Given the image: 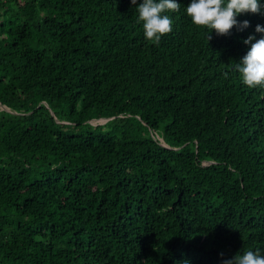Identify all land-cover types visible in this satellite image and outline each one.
Returning <instances> with one entry per match:
<instances>
[{
    "label": "trees",
    "instance_id": "16d2710c",
    "mask_svg": "<svg viewBox=\"0 0 264 264\" xmlns=\"http://www.w3.org/2000/svg\"><path fill=\"white\" fill-rule=\"evenodd\" d=\"M179 2L154 42L131 0H0V264L264 249V87L234 69L264 8L208 37Z\"/></svg>",
    "mask_w": 264,
    "mask_h": 264
},
{
    "label": "clouds",
    "instance_id": "9594fccd",
    "mask_svg": "<svg viewBox=\"0 0 264 264\" xmlns=\"http://www.w3.org/2000/svg\"><path fill=\"white\" fill-rule=\"evenodd\" d=\"M136 6L137 21L142 23L146 39L159 42L161 37L172 31V18L167 11H177L179 0H131ZM264 8V0H189L184 11L194 25L202 26L209 33L212 30L226 35L233 26L243 30L249 25L247 19L239 21L242 13H257ZM256 33H260L256 38ZM250 45L247 52L235 63L242 83L249 87H264V25L257 24L255 32L244 38ZM221 255H223L221 253ZM222 264H264V249H249L233 257L223 259Z\"/></svg>",
    "mask_w": 264,
    "mask_h": 264
},
{
    "label": "water",
    "instance_id": "95a60500",
    "mask_svg": "<svg viewBox=\"0 0 264 264\" xmlns=\"http://www.w3.org/2000/svg\"><path fill=\"white\" fill-rule=\"evenodd\" d=\"M1 107L2 108H5V106L4 105H1ZM107 118H103V119H101V121L103 122V121H105ZM164 143V142H163ZM165 144V143H164Z\"/></svg>",
    "mask_w": 264,
    "mask_h": 264
}]
</instances>
